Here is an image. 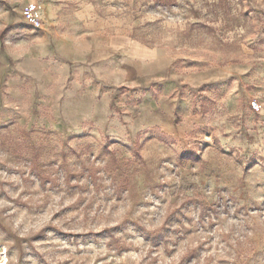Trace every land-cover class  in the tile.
<instances>
[{
  "label": "rangeland",
  "instance_id": "1",
  "mask_svg": "<svg viewBox=\"0 0 264 264\" xmlns=\"http://www.w3.org/2000/svg\"><path fill=\"white\" fill-rule=\"evenodd\" d=\"M0 264H264V0H0Z\"/></svg>",
  "mask_w": 264,
  "mask_h": 264
},
{
  "label": "trees",
  "instance_id": "2",
  "mask_svg": "<svg viewBox=\"0 0 264 264\" xmlns=\"http://www.w3.org/2000/svg\"><path fill=\"white\" fill-rule=\"evenodd\" d=\"M40 179L42 182H45V180L42 177ZM127 249H129L128 246H124V247L120 248V250H127Z\"/></svg>",
  "mask_w": 264,
  "mask_h": 264
}]
</instances>
